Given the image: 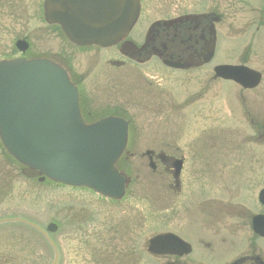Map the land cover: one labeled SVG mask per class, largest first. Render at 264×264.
Instances as JSON below:
<instances>
[{"label": "flooded vegetation", "instance_id": "af4514ba", "mask_svg": "<svg viewBox=\"0 0 264 264\" xmlns=\"http://www.w3.org/2000/svg\"><path fill=\"white\" fill-rule=\"evenodd\" d=\"M142 1L139 22L129 36L115 47L112 57H105L104 63L107 64L103 65L107 72L105 74L98 71L99 61L90 70L86 67L88 63L82 62L79 64L81 65L79 70L75 61L67 57L63 50L49 47L51 39L55 37L54 33L58 38L62 37L58 34V27L47 24L43 17L38 18V22L45 28L43 36L47 39L42 40L45 46L39 42L35 47L25 39L29 43V49L25 53L16 50L18 52L16 56L27 59L45 58L61 64L79 89L81 110L86 119H95L96 115L106 113L120 114L127 118L128 146L130 145L128 153L145 156L149 162V167L146 168L157 177V179L142 180L134 177L131 186L139 187L144 193L146 191L150 197V194L157 193L156 198L160 202H167L174 195L178 200L192 202L197 197L196 189L200 190L201 200H206L210 209L207 212L208 233L203 231L208 241L204 239L197 241L198 250L201 251L199 257L202 259L188 260L182 257L173 261V264H264V238L257 237L254 255L250 253L243 256L244 242L241 236L242 233L246 234L248 218L252 219L255 215L264 216L262 194L264 167H255L259 161L255 160L254 167L247 169L246 167H215V165L207 167L206 185H199L200 183L197 182L200 177L198 169L183 167L179 180H175L174 167H172L174 163L172 154L174 152L178 154L181 150V146L174 142L183 136L180 125L188 118H198L200 114L198 101L193 102L191 98L201 91L210 92L211 84L208 82L216 79L214 69L222 65L216 62V53L212 60L207 61L205 49L212 38L214 39V36H210V29L214 27L216 43L218 42L220 36L217 26L223 21V17L211 11L209 0ZM0 2L2 12V0ZM126 41L133 42L143 51L137 54L127 53L126 49H122ZM94 49L95 52L100 53L98 48ZM172 63H178L182 68L169 67L168 64ZM92 79L100 80L95 90L89 89ZM130 80L135 83V87L142 84L150 97L141 114L133 113L129 117L128 114L134 110V102L138 96L131 94L132 96L125 97L120 89ZM204 81L207 82L206 87ZM108 82L114 83L113 92L111 89L114 101L109 107L111 111L99 110L97 113L96 110L100 107L96 105L94 96L98 91L104 93L108 88L104 85ZM196 83L199 85V91L189 95L188 87ZM101 86L102 88L99 89ZM117 100L119 102H116ZM204 102L206 101H201ZM142 136L146 137L145 145L140 144ZM244 170L245 175L242 174ZM246 176L248 182L243 181ZM0 184H2L1 170ZM246 192H249V195H246ZM248 199L255 204L254 214L251 217L244 218L241 214H231L226 211L227 205L242 207ZM216 200H219L221 206ZM103 201L113 203L104 198ZM189 208L193 207L189 206ZM78 232H86V229H80ZM230 254L234 257L225 259Z\"/></svg>", "mask_w": 264, "mask_h": 264}, {"label": "water", "instance_id": "95a60500", "mask_svg": "<svg viewBox=\"0 0 264 264\" xmlns=\"http://www.w3.org/2000/svg\"><path fill=\"white\" fill-rule=\"evenodd\" d=\"M139 12V0L45 2L46 20L59 24L78 46L117 45L128 35ZM210 50L214 51L213 44ZM216 74L244 88H254L261 80L259 73L241 66H221ZM127 136L128 124L119 118L84 123L78 91L56 63L25 59L0 62V137L9 154L26 166L27 177L44 176L121 199L129 180L115 164ZM254 229L257 231L256 224ZM150 244L155 254L190 252L188 245L173 235L156 237ZM57 259L56 254L54 264Z\"/></svg>", "mask_w": 264, "mask_h": 264}, {"label": "rangeland", "instance_id": "374dc122", "mask_svg": "<svg viewBox=\"0 0 264 264\" xmlns=\"http://www.w3.org/2000/svg\"><path fill=\"white\" fill-rule=\"evenodd\" d=\"M29 0H26L28 2ZM218 1L219 0H215ZM262 0H227V3L225 0H220V3L225 2L228 4V7H225V12L227 13V23L225 26H222V34H221V42L219 44L220 49H218L217 52V59L220 61L225 62H236L241 59L243 50L251 44V48L253 50V54L249 60V65L257 70H262L264 73V39H262L261 34L256 35V32L254 28H247V26L254 22L255 20V13L252 11L250 6L252 5V8L257 9L260 7V2ZM216 3V4H217ZM247 4V5H246ZM10 19H6L5 17L2 20V27L0 29L2 32H0V43L2 44V47L0 46V50L4 52L3 49L8 51L10 49V46L12 45V41L15 38V35H27L31 38V41L36 45L39 40V36L42 34V31H37L36 25H29L26 22H20L18 24H15L13 22L9 23ZM14 26L15 28H11ZM10 28V29H9ZM7 29H9L7 31ZM264 35V32L262 33ZM49 47H52L53 49H58L60 47L57 43H51L49 44ZM3 48V49H2ZM104 56V55H100ZM92 57H87L86 55L78 54L76 55V62H91ZM93 62V61H92ZM98 71L102 74L107 73L106 69L103 67L102 64L98 66ZM100 80L92 79L90 81V89L95 90L98 88ZM196 82V81H195ZM211 88L212 91L207 95L204 96V101H211L214 105V113L215 117H223L227 118L228 121L227 124L224 126H228V128L223 129V131L219 132L218 129H211L209 132H207L204 135H201L200 139L196 142V147L193 149V142H188L189 140H186L190 136H194V128H197L196 124H193L189 122L186 124L184 132H187V134L184 137V139L181 141V144L184 148V157L187 160V166L193 167L192 163H195L194 161L190 160L188 158V154L190 153V150L193 149V156L196 158L197 163L196 166L198 167H209L210 165L217 163V159L219 156V150L220 147H223L227 144V142H230L231 147L224 149V153L226 156L233 155L232 159H229L231 163L229 164L230 167H246L242 161L233 162L234 159L239 160V152L237 149H239V146L243 147L244 141H240L238 139V133L240 131L241 137H247L249 135H252L250 129L249 120L255 122L258 120L264 121V110L258 109L256 106V101L260 97L262 90L255 93V92H245L241 94V91L238 87H233L231 85L230 90V96L226 97L225 92L223 90V86L226 87L227 90L230 89L229 83H220L211 81ZM207 82H204V87H206ZM105 87H108L107 90L104 93H99L94 96L95 98H98L99 105L102 107H108L105 105L111 106V104L114 101V95L111 94V89L113 91L114 89V83L108 82ZM103 86V87H104ZM102 88L99 87V89ZM199 91V85L196 83L192 85V87H188V93L189 95H193L196 92ZM138 94H143L141 91H138ZM237 95V98H236ZM245 101V102H244ZM104 104V105H103ZM261 108L264 109V101L261 105ZM206 109H209L206 107ZM134 112H140L137 109H135ZM234 120L233 122L231 120ZM255 119V120H253ZM248 121V124H244L243 122ZM235 122V123H234ZM211 123H215V120L213 119L212 122L207 121L203 122L201 125L200 130L206 129L207 126L211 125ZM145 139L146 137L142 136L140 140L141 145H145ZM240 141V142H239ZM248 142V141H246ZM249 143V142H248ZM180 145V143H179ZM187 145H189V148H187ZM254 149H257L258 147L252 146ZM250 148V147H249ZM251 148V149H253ZM250 149V150H251ZM253 149V151H254ZM205 182V180H204ZM203 182V183H204ZM17 185V184H16ZM199 186V185H197ZM16 193L12 195V199H9L6 204H2V207L0 208V213L3 215H26L30 217H37L36 219H40L41 222L46 223V218L50 216L51 209L49 210L47 208V201L50 200V204H48L51 208L53 204L55 206L60 207L61 204L63 205L68 200H70L73 203H77L76 205H80L81 201L78 199V195L67 192V191H60L59 189L55 190L51 194V187L47 185L46 187H40L34 185V183H30L28 181H25L24 184L18 185L17 189H15ZM25 192V194H22ZM54 195L52 199V196ZM197 196H200V190H197ZM49 199V200H48ZM89 199V198H88ZM90 202V201H89ZM94 206H91L93 209L95 206H99L100 204V211H99V219L104 221L105 223L116 221V223H119L126 219L128 215H131L133 211L140 212L143 210V208L139 205L138 201H132L130 204V200L126 199L122 203L118 204V207H115L113 210H115V213L113 214L116 218L112 220L111 218V205H106L105 203H98L97 201H92ZM90 204V203H89ZM130 206L133 208L131 210ZM105 209V212H104ZM209 209V207H208ZM210 210V209H209ZM1 216V215H0ZM175 215L172 217V220H167L162 225H149L146 228V235L147 233H150L157 229V227L162 226V228L167 230H177L176 227L179 226V224H183L184 227L182 228L183 231H188L190 227H188V223L184 220V218L179 217L177 220V217L174 218ZM174 218V219H173ZM2 219H7L5 217H2ZM18 226L12 225V226H6L2 227L0 226V239L3 246L2 241V234L7 233H16L18 231ZM149 231H148V230ZM153 229V230H152ZM185 232V233H186ZM145 235V236H146ZM192 236V235H190ZM147 237V236H146ZM6 239V237L4 238ZM9 241V239H7ZM62 249H63V261L62 264H91L90 261L80 262L79 259H76L74 257V251L71 244L65 242L64 240L60 239ZM125 240L123 243L119 245H124ZM2 246H0V252L2 253ZM127 248H124L123 250H117L114 251L111 254L112 259L114 262H118V264L122 260H129V253L125 252ZM42 252H44V248L42 247ZM40 253V251H39ZM110 254L108 251H100L99 252V259L102 261L104 255ZM134 257H136L135 254H133ZM44 258V256H43ZM158 262H152V264H159ZM144 263H146L144 261ZM101 264V263H100ZM102 264H106L103 263ZM112 264H114L112 262Z\"/></svg>", "mask_w": 264, "mask_h": 264}, {"label": "trees", "instance_id": "16d2710c", "mask_svg": "<svg viewBox=\"0 0 264 264\" xmlns=\"http://www.w3.org/2000/svg\"><path fill=\"white\" fill-rule=\"evenodd\" d=\"M5 155H6L7 160H8V162H9L10 164H14V163H15V161H14L13 159H11L7 154H5ZM121 163H125V161L123 160Z\"/></svg>", "mask_w": 264, "mask_h": 264}]
</instances>
